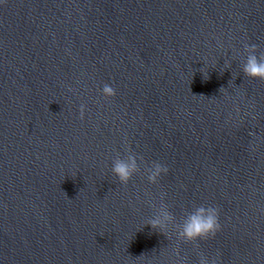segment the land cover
Instances as JSON below:
<instances>
[{
  "label": "water",
  "instance_id": "water-1",
  "mask_svg": "<svg viewBox=\"0 0 264 264\" xmlns=\"http://www.w3.org/2000/svg\"><path fill=\"white\" fill-rule=\"evenodd\" d=\"M248 45L264 56V0H0V264H264ZM161 194L177 223L216 207L220 229L145 225Z\"/></svg>",
  "mask_w": 264,
  "mask_h": 264
},
{
  "label": "clouds",
  "instance_id": "clouds-1",
  "mask_svg": "<svg viewBox=\"0 0 264 264\" xmlns=\"http://www.w3.org/2000/svg\"><path fill=\"white\" fill-rule=\"evenodd\" d=\"M255 49L256 45L247 46V56L243 62L242 71L248 77L264 79V56H258ZM103 91L106 95H115V90L110 85H105ZM137 159L134 154L117 158L112 163V174L122 184H126L133 174L139 171ZM145 171L147 172L149 183L155 184L161 174L167 173L168 169L160 163L154 162ZM160 200L159 207L148 218L145 225L150 226L152 229H158L162 234L167 232L169 228L174 227L179 239L194 241L214 236L220 229L219 210L216 207H205L203 205L195 207L187 212L180 223H177L175 216L169 211L168 205L163 202V194H161ZM178 264H185V262L181 259ZM199 264H217V261L209 259L201 253Z\"/></svg>",
  "mask_w": 264,
  "mask_h": 264
}]
</instances>
